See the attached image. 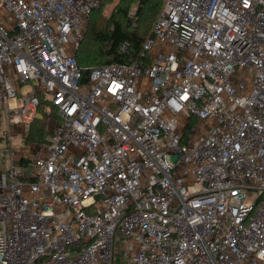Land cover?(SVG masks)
<instances>
[{"label":"built area","instance_id":"2783aa9c","mask_svg":"<svg viewBox=\"0 0 264 264\" xmlns=\"http://www.w3.org/2000/svg\"><path fill=\"white\" fill-rule=\"evenodd\" d=\"M160 1L83 82L101 0H0V264H264V0Z\"/></svg>","mask_w":264,"mask_h":264},{"label":"trees","instance_id":"16d2710c","mask_svg":"<svg viewBox=\"0 0 264 264\" xmlns=\"http://www.w3.org/2000/svg\"><path fill=\"white\" fill-rule=\"evenodd\" d=\"M105 1L101 0L100 5L92 10L76 51L77 64L83 70V82L87 80L91 67L125 61V57L118 53L121 42L127 41L137 51L150 35L152 23L161 7L160 0H118L110 15L103 18L101 11ZM40 110L44 113L48 111V118L53 117L52 121L58 122L54 108L43 100H40L36 113H40ZM36 117L31 121L25 142H39L46 137L49 119L44 117L40 120Z\"/></svg>","mask_w":264,"mask_h":264},{"label":"rangeland","instance_id":"374dc122","mask_svg":"<svg viewBox=\"0 0 264 264\" xmlns=\"http://www.w3.org/2000/svg\"><path fill=\"white\" fill-rule=\"evenodd\" d=\"M105 2H106V4L104 5V7L102 8V11H101V17H103V18H107L110 15V13L114 9L115 5L117 4L118 0H106ZM132 12H133V10L131 11V13ZM26 89H27V87H24L22 90L26 91ZM40 100H43L42 96H40ZM18 103L20 104L21 101L19 100ZM39 112L40 113H38V112L36 113V116H37V117L35 116L36 118L43 120V119H45L44 117H46V118L49 117L48 111H46V113H44V112H42V110H40ZM26 116H28V117L32 116V110L31 109L27 110ZM3 119H4V117H3L2 112L0 110V130L5 128V123H4ZM52 120H54L53 117L51 119H49L48 125L46 126V130L48 127H50V124L53 122ZM28 143H27V145H28ZM10 148L13 151H20L21 149H24V148L27 149V146H26L25 142H21L18 140H13L12 142L8 143L5 140L1 139L0 140V168L1 169H6V167H9V165H10Z\"/></svg>","mask_w":264,"mask_h":264},{"label":"crops","instance_id":"0c3cea01","mask_svg":"<svg viewBox=\"0 0 264 264\" xmlns=\"http://www.w3.org/2000/svg\"><path fill=\"white\" fill-rule=\"evenodd\" d=\"M6 168H7V167H6ZM0 170H3V169L0 168Z\"/></svg>","mask_w":264,"mask_h":264}]
</instances>
